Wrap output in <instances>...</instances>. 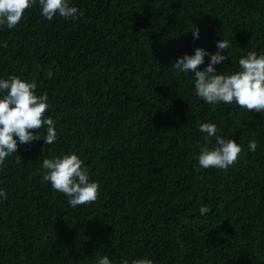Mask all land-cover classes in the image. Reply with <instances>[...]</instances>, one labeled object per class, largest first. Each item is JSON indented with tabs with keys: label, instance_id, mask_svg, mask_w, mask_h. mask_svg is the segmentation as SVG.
Wrapping results in <instances>:
<instances>
[{
	"label": "trees",
	"instance_id": "trees-1",
	"mask_svg": "<svg viewBox=\"0 0 264 264\" xmlns=\"http://www.w3.org/2000/svg\"><path fill=\"white\" fill-rule=\"evenodd\" d=\"M70 3L83 15L49 21L37 3L16 27L0 26V79L35 80L57 131L51 145L18 141L0 166V264H264V112L207 104L194 73L172 66L197 47L215 53L222 38L231 47L218 73L264 54V0ZM198 122L241 145L226 171L200 168ZM73 152L100 185L76 208L41 183L45 158Z\"/></svg>",
	"mask_w": 264,
	"mask_h": 264
},
{
	"label": "clouds",
	"instance_id": "clouds-1",
	"mask_svg": "<svg viewBox=\"0 0 264 264\" xmlns=\"http://www.w3.org/2000/svg\"><path fill=\"white\" fill-rule=\"evenodd\" d=\"M37 3L41 15L49 21L57 15L65 19H77L83 15L70 0H0V26L6 25L8 29L16 27L25 11ZM190 31L194 38H199L196 25ZM216 46L215 53L197 47L193 55L185 53L172 66L177 73H194V92L205 103H235L249 112H264V54L257 55L255 51H249L239 59V70L226 75L218 73L214 66L229 58L227 50L231 47L230 41L222 38L216 41ZM225 51L227 55L223 54ZM205 56L210 57V62L206 68L201 69ZM46 76L52 78L51 70ZM0 93H3L0 96V166L8 156L18 153L19 144H28L42 138L46 145L56 141L55 121L46 116L51 107L49 97L47 93L37 94L35 80L26 81L15 75L0 79ZM198 125L199 131L206 134L197 157L200 168L226 171L233 166L242 152L241 145L232 138L218 135L221 130L214 123L198 122ZM42 128H46L43 136L40 134ZM213 137L215 144H212ZM256 148L257 141H250L249 151H255ZM42 169L41 183H50L55 191L64 194L71 207L89 205L99 198L100 185L90 180L89 169L84 166L78 154L73 152L45 158ZM6 199V191L0 189V200ZM210 210L208 205H202L199 209L201 215H206ZM97 264L113 262L107 255H103L98 257ZM124 264H128V261L125 260ZM131 264H154V261L144 257L132 260Z\"/></svg>",
	"mask_w": 264,
	"mask_h": 264
}]
</instances>
